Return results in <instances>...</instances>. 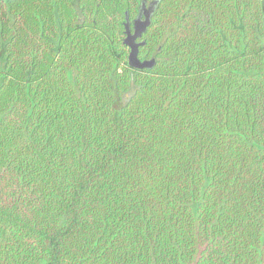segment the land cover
<instances>
[{"label":"trees","instance_id":"trees-1","mask_svg":"<svg viewBox=\"0 0 264 264\" xmlns=\"http://www.w3.org/2000/svg\"><path fill=\"white\" fill-rule=\"evenodd\" d=\"M0 264H264V0H0Z\"/></svg>","mask_w":264,"mask_h":264},{"label":"water","instance_id":"water-1","mask_svg":"<svg viewBox=\"0 0 264 264\" xmlns=\"http://www.w3.org/2000/svg\"><path fill=\"white\" fill-rule=\"evenodd\" d=\"M150 19L149 15L145 14L144 20H141L140 16H138L132 23V31L129 28V22L125 24L126 29V38L124 39V44L129 48L128 54V64L131 67L144 69L151 68L154 64V60H145L140 61L138 59V48L143 44L137 43L136 40L141 38V35L145 32V29L149 26Z\"/></svg>","mask_w":264,"mask_h":264}]
</instances>
